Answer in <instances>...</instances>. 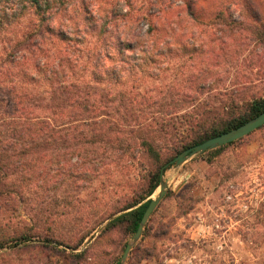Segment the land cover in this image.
Wrapping results in <instances>:
<instances>
[{"label": "rangeland", "instance_id": "rangeland-1", "mask_svg": "<svg viewBox=\"0 0 264 264\" xmlns=\"http://www.w3.org/2000/svg\"><path fill=\"white\" fill-rule=\"evenodd\" d=\"M240 11H234L236 18ZM181 33L185 37L178 52L187 59L194 44L192 59L181 69L173 60L165 70L168 87L155 77L136 84L138 92L170 93L179 83L187 87V70L196 58L198 63L209 59L210 51L219 53L220 63L199 80L205 83L201 99L215 95L211 106L221 107L230 95L238 104L264 95V47L249 33L222 34L191 21ZM171 103L170 110L178 112L173 135L153 137L164 159L183 150L170 146L184 138L188 127L179 117L193 107L186 101ZM154 107L145 105L142 114H153ZM100 127L81 126L86 136L44 140L37 149L19 143L4 154V163L23 162L6 170L12 173L7 182L11 197L19 191L23 196L9 204L0 200V234L26 231L32 238L6 249L0 264L120 263L133 233L125 224L106 225L146 191L155 163L134 144L124 151L123 140L111 144L89 134ZM22 147L29 153L14 155ZM211 150L164 170L166 192L124 264H264V125L218 152ZM157 193L158 188L146 199Z\"/></svg>", "mask_w": 264, "mask_h": 264}, {"label": "trees", "instance_id": "trees-1", "mask_svg": "<svg viewBox=\"0 0 264 264\" xmlns=\"http://www.w3.org/2000/svg\"><path fill=\"white\" fill-rule=\"evenodd\" d=\"M236 9L243 10L241 19L234 16ZM189 21L222 34L245 31L264 47V0H0V200L9 204L23 196L19 191L11 197L7 182L12 173L6 170L24 165L4 163L8 150L24 142L37 149L44 140L84 137L81 126L99 125L100 130L89 133L93 138L111 144L123 140L124 151L134 144L155 163L146 191L105 228L125 224L134 233L150 201L146 198L158 188L161 167L171 160L153 145V137L173 135L178 112L170 110L171 101L193 105L179 117L188 129L170 146L172 151L238 127L264 111V95L243 104L230 95L221 107L211 106L215 95L201 99L205 83L199 80L220 63L219 53L210 51L209 59L198 63L196 58L187 70V87L179 83L173 92L161 89L155 94L135 89L155 77L168 87L165 70L173 60H179L181 69L192 59L194 44L187 59L178 52L185 37L181 30ZM145 105L155 106L154 113L143 115ZM13 153L29 151L22 147ZM31 238L26 231L0 234V257Z\"/></svg>", "mask_w": 264, "mask_h": 264}, {"label": "water", "instance_id": "water-1", "mask_svg": "<svg viewBox=\"0 0 264 264\" xmlns=\"http://www.w3.org/2000/svg\"><path fill=\"white\" fill-rule=\"evenodd\" d=\"M263 125H264V111L250 118L249 120L239 125L238 127L232 128L228 131H225L216 136L208 138L201 143L194 144L192 146L185 148L184 150L179 152L176 156H174L168 163L162 166L161 171H160V179H159L157 196L154 198H150V201L139 221L137 229L132 235V241L127 243L124 248L119 264H124V262L126 261L127 256L133 244L140 238L143 232L144 226L150 214L157 207V205L159 204V202L161 201V199L163 198L166 192L167 181L163 178V173H164V170L166 169V166H168V164L174 163L176 166H178L182 162H184L187 158H189L190 156L194 154L203 153L207 150L214 149L219 146L233 142L237 139L242 138L243 136L248 135L250 132H252L255 129H258L259 127Z\"/></svg>", "mask_w": 264, "mask_h": 264}]
</instances>
